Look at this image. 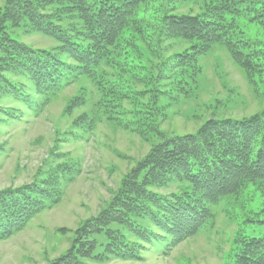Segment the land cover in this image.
I'll return each mask as SVG.
<instances>
[{"label": "rangeland", "instance_id": "374dc122", "mask_svg": "<svg viewBox=\"0 0 264 264\" xmlns=\"http://www.w3.org/2000/svg\"><path fill=\"white\" fill-rule=\"evenodd\" d=\"M6 1L0 0V9ZM153 1L92 74L67 51L66 65L55 71L58 92H43L28 57L17 76L0 66L15 86L0 79V195L35 185L58 201L0 240V264H236L244 239L264 237V226L251 222L264 219V184L248 183L240 193L209 204L207 223L182 242L172 230L157 229L150 210L135 206V199L145 205L148 198L140 189L164 201L192 194L187 182L145 184L148 170L142 168L134 176L154 147L195 135L212 119L241 122L264 111V75L252 80L226 47L196 57V40L157 44L163 12L195 16L216 0ZM227 22L237 39L263 53L264 63V27L248 18L228 16ZM0 33L4 65L17 59L16 50L6 55V35L38 53L58 46L26 20L20 27L7 23ZM108 211L100 227L89 224ZM128 212L148 216L121 224Z\"/></svg>", "mask_w": 264, "mask_h": 264}, {"label": "trees", "instance_id": "16d2710c", "mask_svg": "<svg viewBox=\"0 0 264 264\" xmlns=\"http://www.w3.org/2000/svg\"><path fill=\"white\" fill-rule=\"evenodd\" d=\"M163 1L174 5L194 0ZM152 4L153 0H7L0 9V32L7 23L20 27L26 20L33 31L49 36L58 46L54 52L38 53L6 35L2 39L10 46L6 55L9 50L14 53L16 50L17 59L15 57L12 64L4 65V59L0 58L2 71L17 76L28 57L33 64L32 71L41 79L38 84H42L43 92H58L62 87L54 77L55 71L60 65H66L68 53L73 60H78L79 65L87 64L85 74H92L107 57L108 49H115L124 31L141 23L139 13ZM49 8H56V11L46 12ZM174 12L175 9L162 13L160 23L164 27L159 36L156 35L157 44L158 40L161 44L170 40L187 43L196 40L200 47L192 49L196 57L222 45L252 80L264 75V63L260 61L263 53L252 44L237 39L231 32V23L227 22L228 16L248 18L264 27V2L216 0L203 14L194 16ZM53 63L56 68L52 71ZM0 79L9 88L15 89L3 73H0ZM141 168L148 170L145 184L162 186L174 181L187 182L192 186V194L164 201L149 189H140L148 198L144 197L145 205L135 199V206L140 211L149 213L150 210V216L144 212H128L122 217L121 224L129 221L131 216L143 214L150 217L157 229L172 230L177 242L191 238L209 220V204H217L240 193L248 183L264 184V111L241 122L212 119L195 135L165 140L153 148L146 161L134 171V176L142 174ZM135 182L136 177H133L131 184L135 185ZM124 191L123 188L121 192ZM49 195L35 185L0 195V240L20 232L35 215L58 202L56 199L52 201ZM151 204H158L155 210L149 208ZM109 212L89 224L97 223L96 228L100 227L104 222L102 220L109 218L106 216ZM251 222L264 226V219ZM132 226L140 232L136 224ZM241 244L243 248L236 264H264V237L244 239ZM133 254L134 250L130 249L127 257L132 258Z\"/></svg>", "mask_w": 264, "mask_h": 264}]
</instances>
